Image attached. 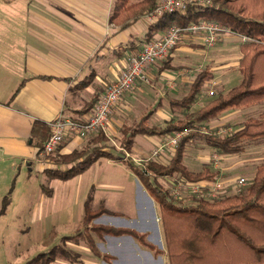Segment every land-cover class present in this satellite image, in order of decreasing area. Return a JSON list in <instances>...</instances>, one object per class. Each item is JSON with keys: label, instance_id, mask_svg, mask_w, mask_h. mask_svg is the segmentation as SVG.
I'll return each instance as SVG.
<instances>
[{"label": "crops", "instance_id": "obj_1", "mask_svg": "<svg viewBox=\"0 0 264 264\" xmlns=\"http://www.w3.org/2000/svg\"><path fill=\"white\" fill-rule=\"evenodd\" d=\"M116 1L0 0V168L8 163L15 165L21 160L23 167L19 168V172L24 168L26 177L32 178L37 172L41 177L40 173L43 174V171L45 173L43 164L37 160V164L34 165L32 161V158L37 157L41 139L40 133H35L33 130L34 124L40 122L49 125L61 115L75 120L87 118L106 87L118 79L126 65L127 57L138 54L148 41L149 27L156 22H150L145 15L125 29L112 24L110 19ZM139 2L133 3L130 0L131 4ZM163 33L165 32L158 31L151 39L158 38ZM242 42H244L243 36L235 33L223 35L219 43L212 48L202 45L198 37L185 38L166 60L149 69L150 84L138 82L124 95L118 107L113 110L114 115L109 121L107 135L113 136L120 132L122 134L123 128L129 126L122 128L124 120L137 111L138 105L147 103L152 95L162 104L159 108H154L155 116L167 117L170 110L183 111L174 109L172 101L187 96L197 76L204 71H209L212 79L205 83L190 110L205 106L212 99L209 95L211 90L215 94L226 93L239 85L242 81L240 71ZM18 89L19 92L15 94ZM166 102L169 107L164 105ZM242 110H227L219 118L201 126H207L209 132L219 128V131H222H218L216 135L221 136L224 134L223 129L231 123L234 124L236 121L235 124L239 123L238 117L252 114L251 111L242 113ZM147 115L149 116L145 114L143 118ZM147 124L152 127L150 117ZM242 125H239L238 129ZM168 137L139 134L134 139L132 151L137 147L142 151L153 153ZM84 142L85 140L78 138L67 139L63 143L61 154H70L72 149ZM201 146L202 149H196L192 154L193 160L197 163L207 161L209 152L215 150L206 143ZM247 147L245 145L244 151L238 154L220 153L221 158L224 159L223 163L220 166L208 167L218 173L214 183L221 178L223 174L221 171L228 168L227 165L230 168L235 166L245 169L251 165L252 158L264 153L263 143L255 145V149L250 151ZM199 153H205L204 157L198 156ZM161 154L160 160L163 164H168ZM246 154L255 156L249 159L244 157ZM100 159H106V164L109 166H113L114 163L125 166L136 176L125 162L119 163L120 161L108 158ZM98 185L104 208L113 213L105 215L122 217L123 215L113 208V200L118 202L120 197L111 192L113 187H122V184L109 181ZM142 186L144 187L143 184ZM144 189L146 190L145 187ZM153 201L155 200L147 192V209L146 203L138 204L141 205L140 220L142 223L147 221V225L144 224L147 232L141 234H146L147 237L151 235L152 230H157L159 223L154 213L152 217H156L155 227L151 226L148 229ZM139 224L140 222L137 223ZM129 243L130 241L126 240L121 245L118 244L122 246V257L129 251ZM163 254L166 255L152 254L154 258L150 259L151 263L167 264V257L164 258L165 260L161 259L164 257ZM108 256L112 260L117 259L115 256Z\"/></svg>", "mask_w": 264, "mask_h": 264}, {"label": "trees", "instance_id": "obj_2", "mask_svg": "<svg viewBox=\"0 0 264 264\" xmlns=\"http://www.w3.org/2000/svg\"><path fill=\"white\" fill-rule=\"evenodd\" d=\"M212 6L191 7L185 13L166 14L149 27L147 39L158 31H167L174 25L188 26L201 21H215L229 28L234 33L246 37L241 44L242 59L240 71L242 81L226 93H219L205 106L190 111L186 119L167 125L164 128L149 127V116L135 126H126L122 130V153L124 156L132 151L135 137L170 136L171 134L191 129L185 136L169 164L149 161L139 167L131 158H120L112 151H105L108 139L100 133L94 138V145L70 154L51 156L49 162L67 165V169L57 166L45 169L51 179L70 180L87 171L100 158L122 161L133 170L146 190L160 208L163 226L166 257L168 264H264V163L258 166L253 180H248L240 192L219 197L215 200H198L194 205H178L171 195L163 189L158 179L161 177L185 178L193 182H214L218 173L210 169L193 173L184 164L186 147L190 140L200 139L221 154H237L244 151V142L264 137V117L248 119L238 130L225 137L196 132L198 126L220 117L227 110L241 109L264 102V0H211ZM159 0H142L131 4L130 0H117L112 24L125 29L134 21L152 13ZM212 79L209 71L197 76L187 96L172 101L174 109L189 111L202 92L205 83ZM16 91L15 94L19 92ZM34 132L40 133L39 147L42 148L50 135L48 124L36 122ZM10 199H3L1 214L5 213ZM112 215L104 207L93 209L86 206V229L94 232L100 239L105 236H132L141 245L160 254L147 242V235L127 228H116L95 224L102 215ZM98 257L101 255L92 247ZM55 250L41 253L25 264H47L54 258Z\"/></svg>", "mask_w": 264, "mask_h": 264}, {"label": "rangeland", "instance_id": "obj_3", "mask_svg": "<svg viewBox=\"0 0 264 264\" xmlns=\"http://www.w3.org/2000/svg\"><path fill=\"white\" fill-rule=\"evenodd\" d=\"M139 1L140 0H132L133 3ZM220 25L223 26L222 24ZM218 94L217 92L212 98L216 97ZM119 104L120 102L115 107L117 108ZM161 105L158 98H154L153 95L150 96L147 103L138 105L137 111H134L128 119L124 120L122 128L126 125L135 126L145 114H149L150 123L152 124L150 125L152 127L163 128L169 124L186 119L190 111H196V109L180 112L170 110L171 112L167 114V117H161L160 115L155 116L153 113L154 108L157 109ZM164 105L169 107L167 102ZM252 106H255V108H251ZM241 109H243L242 113L251 111L250 113L252 114L249 116L243 114V117H238L237 120L239 125L244 124L250 118L264 117V102ZM113 115L112 113L111 117ZM244 115L246 117H244ZM235 123H237V121L223 129V131L225 133L228 132V134H222L221 136L216 135L218 134L219 128L215 129L213 132H209L207 126H201L204 124L199 125L198 129L195 131L201 134L225 137L238 130L239 125ZM100 133H103L108 139L107 147L104 148L105 151H112L120 158H131L139 167L145 166L149 161L163 164L159 156H154L152 151H142L137 147H135V150L131 153L125 154L124 156L121 147V132L113 136H108V131L106 134L104 132ZM100 133L93 134L83 139L85 140L84 144L75 147L70 153L92 147L94 145V138L98 137ZM162 141H164V139H162ZM203 143H205L203 140L193 139L187 144L184 164L186 165L187 163L188 165H186V167L193 173L209 169L208 167L220 166L224 161V159L221 158L220 152L213 150L209 152V159H207V161H200V163L195 162L192 154L195 153L196 149H202L201 145ZM261 143L264 144V137L246 141L243 145L248 146L247 149L250 151L255 149V145ZM63 146L64 144L60 145L56 152L45 157L46 159L44 158L45 161L43 162L37 159L38 157L35 159L32 158L34 165H36L37 160H39V163L43 164L45 169H54L57 168V166L62 169H67L69 167L67 165H56L49 162L51 156L57 157L63 155L61 154ZM177 148L167 147L162 151L161 157L163 160L167 161L166 163L169 164L172 160ZM203 155H205V153H199L198 156ZM215 155L217 157H215ZM254 156L253 154H246L244 157L251 159ZM256 156L257 158H252L251 165L245 169H240L235 166L230 168V166L227 165L229 169L225 168L223 169L224 171H221L223 173L221 176L222 179L220 178L218 182L221 184L227 183V185H229L234 183L237 177H243L249 181L253 180L258 166L264 163V153ZM121 162L122 161L119 163ZM106 163V159H100L90 169L67 181L51 179L44 171L43 174L40 173L41 177H39V173L37 172L36 176L28 178L24 175V168L22 172L18 171L20 167H23L21 160L17 161L15 165L8 163L9 165L2 166V168H0V264H25L35 256L41 253H48L51 250H55L54 254L51 255L54 260L47 264H155L151 263L152 260L150 259L154 258L152 254L155 256H158V254H155L154 250L152 252L147 250L146 247L141 245L132 236H105L103 239H100L97 234L85 228L86 224L84 220L86 206L89 204L93 209L105 207L104 203L100 200V189L98 184L112 181L115 184H122V187H113L111 192L120 197L118 202H114L115 200H113V208L123 216L113 217L102 215L95 220L94 223L105 226L111 225L114 227L130 228L140 233L147 232V230L145 231L144 229V224L147 225V221L146 223H142V220H140L139 206L141 205L138 204L143 203L144 205V203H146L145 206L147 209L148 191L146 192L140 180L137 176L132 174L128 168L126 169L125 166L115 163L113 166H109ZM34 168H36V166H34ZM177 180L178 176L161 177L158 179L163 189L171 195L178 205H194L199 198L189 195H184L183 198H175L172 195L174 183ZM188 181L193 182L190 180ZM206 183L210 184L211 181L206 180ZM223 191H226V194L221 196L230 195V193H232L231 188H227ZM6 196L9 197L10 204L5 213L1 214L3 199ZM149 196L151 195L149 194ZM153 203L154 206H152L150 212L151 216L148 219L150 222V224L148 223V229L151 226L155 227L156 217H152L154 213L157 215V221H159V223L156 228L157 230H152L150 233L151 235L147 237L146 240L153 245L155 250L165 253L166 247L159 208L155 201H153ZM138 222H140L139 225H137ZM126 240L130 241L131 244L129 243V251L122 257V246L120 245ZM93 246L96 247L101 255L107 254L113 257L115 256L117 259L112 260L98 257L92 248ZM165 257L166 255L160 258L164 259Z\"/></svg>", "mask_w": 264, "mask_h": 264}, {"label": "built area", "instance_id": "obj_4", "mask_svg": "<svg viewBox=\"0 0 264 264\" xmlns=\"http://www.w3.org/2000/svg\"><path fill=\"white\" fill-rule=\"evenodd\" d=\"M194 6H212V1L159 0L156 9L147 14V19L154 23L163 15L185 13ZM233 33L230 29L216 22L204 20L184 27L172 26L160 37L148 40L138 54H131L127 57L126 65L118 79L106 87L104 93L95 103L89 117L84 120H75L61 115L49 123L50 135L43 147L38 150V159L42 162L45 161V157L54 154L67 139H86L100 132L106 134L113 110L124 95L130 92L138 82L148 84L150 82L149 69L166 60L185 38L189 36L198 37L202 45L212 48L219 43L223 35ZM243 40L246 41L247 38L243 37ZM209 95L213 96L215 92L211 90ZM191 133V129H185L171 134L166 141L156 147L153 152L154 156H159L167 147L177 148L181 140ZM224 134H228V132H224ZM215 157L217 156L215 155ZM248 183V180L243 177L237 178L230 186H225L219 182L209 184L189 182L184 178H178L174 183L172 195L175 198H183L184 195H189L204 200H215L226 194V191L223 190L231 188L232 193H238Z\"/></svg>", "mask_w": 264, "mask_h": 264}]
</instances>
